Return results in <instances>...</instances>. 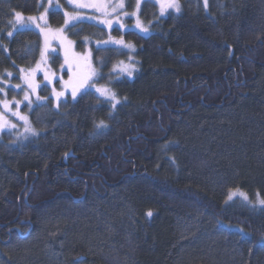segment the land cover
<instances>
[{
    "label": "trees",
    "instance_id": "trees-1",
    "mask_svg": "<svg viewBox=\"0 0 264 264\" xmlns=\"http://www.w3.org/2000/svg\"><path fill=\"white\" fill-rule=\"evenodd\" d=\"M180 4L159 19L145 2L152 33H125L138 71L113 83L115 109L93 91L49 98L36 134L2 133L0 264H264V0ZM39 10L0 0V81L38 61V32H8ZM128 58L94 49L102 82Z\"/></svg>",
    "mask_w": 264,
    "mask_h": 264
},
{
    "label": "rangeland",
    "instance_id": "rangeland-1",
    "mask_svg": "<svg viewBox=\"0 0 264 264\" xmlns=\"http://www.w3.org/2000/svg\"><path fill=\"white\" fill-rule=\"evenodd\" d=\"M200 1L204 9L208 11V0L207 7L204 6V0ZM138 2L139 9L137 10ZM145 2H152L158 6L159 19L170 13H179L174 9H167L161 15L158 0H72L71 3L69 0H51V2L40 0V10L37 15L26 16L21 13L22 18L19 21H16L14 17L9 32L12 35L18 30L30 29L38 32L41 36V54L34 65L17 67L12 72L7 71L0 81V139L5 131L15 130L20 135H31V131H25V128L32 129L31 111L34 106L47 103L49 98L53 99L54 108L58 110L62 102L76 101L86 91H93L97 96L109 102L108 98L96 91L101 87L109 88L117 96L113 83L121 78H132L138 71V60L135 56L137 48L125 39V33L136 31L145 36L152 33L141 15L142 5ZM80 4L86 7H79ZM53 10H59L65 16V22L60 27H53L50 24L49 13ZM29 17L36 19L32 20ZM80 23L83 25H78ZM145 28L147 31H144ZM82 33H88V35L84 37ZM121 40L122 44L117 43ZM78 43L81 50L78 48ZM126 45H131V47H126ZM100 48H122L129 53L127 60L111 65L110 68L114 71L108 74L109 82H102L103 73L95 65L94 49ZM56 55L62 60L57 67L53 65V58ZM85 57L87 60L84 59ZM130 63L135 65L131 76H128L126 72H120L121 67ZM89 64L97 75L88 80L84 87L79 88L76 96L72 97V88L67 82L71 77V85L79 84L88 72L87 65ZM42 90H48V95L45 96ZM59 92H63L64 95L57 98L56 93ZM117 99L122 101V98L118 96ZM241 192L245 193L244 190ZM245 194L251 198L249 194ZM262 243L264 244V239Z\"/></svg>",
    "mask_w": 264,
    "mask_h": 264
},
{
    "label": "snow or ice",
    "instance_id": "snow-or-ice-1",
    "mask_svg": "<svg viewBox=\"0 0 264 264\" xmlns=\"http://www.w3.org/2000/svg\"><path fill=\"white\" fill-rule=\"evenodd\" d=\"M49 2H51V0H49ZM71 2H72V0H69V3H71ZM158 3L160 5V14L161 15H163L164 12L167 9H174L176 12H180L181 11L180 0H158ZM78 6L79 7H86V5H84V4H80ZM121 6H122V4H121ZM204 6L207 7V0H204ZM136 7H137V10H138L139 9V2L137 3ZM14 17H15L16 21H19L22 18V14L19 13V12H14ZM42 18L43 17H41V19ZM29 19L35 20L36 18L35 17H29ZM66 23H67V21H66ZM105 23H108V22L105 21ZM138 26H142V25L138 24ZM144 31H147V29L145 28ZM8 35L11 36L12 33L9 32ZM117 43H121L122 44L123 41L122 40L121 41H117ZM126 47H131V45H126ZM66 57H67V52H66ZM84 59L87 60V57H85ZM121 64H123V62H121ZM77 66L79 67V65H77ZM87 67H88L89 70L83 76V78L80 80L79 84L71 85V79H72L71 77H70L69 82H67L72 88V91H71L72 97L76 96L77 91L79 90V88L84 87L88 80H91L94 76L97 75L95 70L91 69V65L90 64L87 65ZM134 70H135V65L131 64V63L128 64V65H124L123 67L120 68V72H126L128 76H131L133 74ZM96 91L99 92L101 96L106 97V98L109 99V102H111V104H112V108H115L116 105L120 102L117 99L116 93L111 91L107 87L97 88ZM63 95H64L63 92L56 93L57 98H59L60 96H63ZM25 99H27V96H25ZM22 119H26V118L22 117ZM97 126L98 127H105L106 125H105L104 121L101 120L100 123ZM25 131L26 132L27 131H31V132H33V134H36L35 131L33 129H30V128H25ZM236 194L243 195L244 198L247 199L246 194L238 193V190L236 192H230L229 195H228V199L231 200L233 195H236ZM259 203L264 205V199L259 200ZM148 215L151 216L152 213L149 212Z\"/></svg>",
    "mask_w": 264,
    "mask_h": 264
},
{
    "label": "bare ground",
    "instance_id": "bare-ground-1",
    "mask_svg": "<svg viewBox=\"0 0 264 264\" xmlns=\"http://www.w3.org/2000/svg\"><path fill=\"white\" fill-rule=\"evenodd\" d=\"M2 76H3V75H2ZM116 81H117V80H116ZM32 111H33V109H32ZM46 113H47V112H46ZM49 113H50V112H49ZM35 118H36V117H35ZM95 126H96V125H95ZM97 128H98V127H97ZM97 133H98V132H97ZM13 144H14V143H13ZM173 159H174V158H173ZM170 161H171V160H170ZM173 161H174V160H173ZM256 195H257V193H256ZM260 200H261V199H260ZM252 202H253V201H252ZM253 203H254V202H253ZM244 204H246V203H244ZM249 204H250V203H249ZM240 206H241V205H240ZM250 206H251V205H250ZM250 206H249V207H250ZM247 208H248V207H247ZM252 209H253V208H252ZM219 222H220V221H219ZM219 222H218V223H219ZM219 224H220V223H219ZM229 230H230V229H229ZM242 232H243V231H242ZM245 232H246V231H245ZM241 236H242V235H241ZM248 236H249V235H248Z\"/></svg>",
    "mask_w": 264,
    "mask_h": 264
}]
</instances>
